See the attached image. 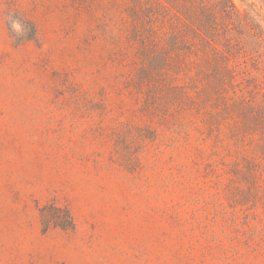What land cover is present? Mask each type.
I'll return each mask as SVG.
<instances>
[{
  "label": "rangeland",
  "instance_id": "1",
  "mask_svg": "<svg viewBox=\"0 0 264 264\" xmlns=\"http://www.w3.org/2000/svg\"><path fill=\"white\" fill-rule=\"evenodd\" d=\"M0 264H264V0H0Z\"/></svg>",
  "mask_w": 264,
  "mask_h": 264
},
{
  "label": "trees",
  "instance_id": "2",
  "mask_svg": "<svg viewBox=\"0 0 264 264\" xmlns=\"http://www.w3.org/2000/svg\"><path fill=\"white\" fill-rule=\"evenodd\" d=\"M253 8L254 5H252ZM258 42H260V40L255 41V44H259ZM257 46V45H255ZM256 52L258 53V55L263 54V52L261 51L260 47H257ZM47 211L49 212V216L52 218V225L56 228H60L61 230L64 231H68L71 230L73 228V223L72 220L69 216L68 211H65L62 213V211H59V209H55L52 207H44L41 211L42 215H46Z\"/></svg>",
  "mask_w": 264,
  "mask_h": 264
},
{
  "label": "clouds",
  "instance_id": "3",
  "mask_svg": "<svg viewBox=\"0 0 264 264\" xmlns=\"http://www.w3.org/2000/svg\"><path fill=\"white\" fill-rule=\"evenodd\" d=\"M13 27L15 30L19 31L20 30V25L18 23H14Z\"/></svg>",
  "mask_w": 264,
  "mask_h": 264
}]
</instances>
